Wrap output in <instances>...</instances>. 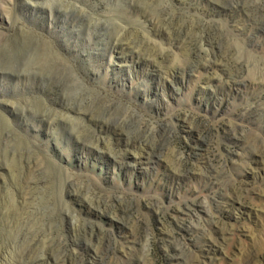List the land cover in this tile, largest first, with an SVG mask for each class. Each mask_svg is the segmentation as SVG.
<instances>
[{
  "label": "rangeland",
  "instance_id": "1",
  "mask_svg": "<svg viewBox=\"0 0 264 264\" xmlns=\"http://www.w3.org/2000/svg\"><path fill=\"white\" fill-rule=\"evenodd\" d=\"M0 264H264V0H0Z\"/></svg>",
  "mask_w": 264,
  "mask_h": 264
},
{
  "label": "bare ground",
  "instance_id": "2",
  "mask_svg": "<svg viewBox=\"0 0 264 264\" xmlns=\"http://www.w3.org/2000/svg\"><path fill=\"white\" fill-rule=\"evenodd\" d=\"M67 11V10H66ZM63 12H64V10H63ZM64 14V13H63Z\"/></svg>",
  "mask_w": 264,
  "mask_h": 264
}]
</instances>
